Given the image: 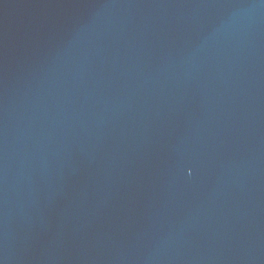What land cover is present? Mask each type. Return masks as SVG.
<instances>
[{
    "label": "water",
    "instance_id": "1",
    "mask_svg": "<svg viewBox=\"0 0 264 264\" xmlns=\"http://www.w3.org/2000/svg\"><path fill=\"white\" fill-rule=\"evenodd\" d=\"M0 264H264V0H0Z\"/></svg>",
    "mask_w": 264,
    "mask_h": 264
}]
</instances>
